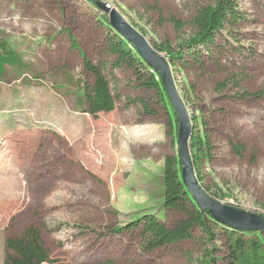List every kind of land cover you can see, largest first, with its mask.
I'll return each instance as SVG.
<instances>
[{
	"label": "rangeland",
	"instance_id": "obj_1",
	"mask_svg": "<svg viewBox=\"0 0 264 264\" xmlns=\"http://www.w3.org/2000/svg\"><path fill=\"white\" fill-rule=\"evenodd\" d=\"M95 1L174 52L192 38L195 11L214 3ZM237 1L246 20L226 25L211 47L194 46L197 58L186 48V62L171 69L197 117L191 139L197 130L210 137L202 184L219 201L264 216V96L242 97L264 89V0ZM101 13L91 0H0V41L25 65L7 67L0 81V264L5 238L28 225L41 230L43 264H200L210 248L197 228L192 239L153 250L140 229L108 230L146 214L172 228L182 215L162 206L164 158L178 154L173 107L132 69L112 68L107 43L116 31ZM86 59L101 66L115 97L114 110L96 118L79 104L92 80ZM230 141L244 146L242 156ZM217 234L214 256L228 264Z\"/></svg>",
	"mask_w": 264,
	"mask_h": 264
},
{
	"label": "trees",
	"instance_id": "obj_2",
	"mask_svg": "<svg viewBox=\"0 0 264 264\" xmlns=\"http://www.w3.org/2000/svg\"><path fill=\"white\" fill-rule=\"evenodd\" d=\"M108 1L112 6H115L113 0ZM101 16L109 23L104 13H101ZM243 20L246 18L239 10L237 0H214L212 5L201 6L195 11L192 18L195 32L189 41L179 45L180 48L177 52L155 43L151 44L157 51L166 52L168 62L173 67L177 62H186L182 57L186 48L190 56L197 58L200 51L196 50L194 46L201 45L204 48L213 46L216 34L226 25L235 27ZM169 22L177 29L182 27L180 21L174 17H170ZM106 25L109 26V29L111 28L110 25ZM107 50L115 56L111 64L112 68L126 67L132 69L139 85L160 91L168 100L158 73L145 64L133 45L115 32L107 43ZM7 67L16 70L25 69L19 55L9 49L4 41H0V81L6 76ZM83 67L92 78L91 83L84 85L83 95L79 100L80 105L85 104L83 112L96 118L99 113L114 110L115 97L101 66L86 59L83 62ZM223 87L224 83L220 85V88ZM263 96L264 89L242 94L243 98L259 99ZM131 101L139 102L143 107H147L143 100L134 99ZM174 118L176 119L175 113ZM192 118L194 123L197 122V117L192 116ZM175 129L177 130V121ZM229 145L236 155L242 156L244 151L242 144L230 141ZM210 147V137L206 131L199 133L197 130L196 135L190 141L191 158L198 181L212 196L202 184L201 177L197 175L203 156L209 152ZM180 169L181 164L178 155H168L164 158L162 206L167 211H174L182 215V218L172 228H168L160 222L155 215L146 214L126 226L108 230L111 233H120L140 229L145 247L148 250H153L157 247L190 240L193 238V230L197 228L205 235L207 245L210 246V248L205 249L204 259L201 260L200 264H217V258L214 255L219 249L215 245V241L220 240L217 234L219 231L221 244L226 250L228 264H264V235L259 232H242L229 228L215 222L208 211L201 212L183 185ZM3 252L2 264H43L45 250L40 228L36 225H28L18 235L6 237L3 242Z\"/></svg>",
	"mask_w": 264,
	"mask_h": 264
},
{
	"label": "water",
	"instance_id": "obj_3",
	"mask_svg": "<svg viewBox=\"0 0 264 264\" xmlns=\"http://www.w3.org/2000/svg\"><path fill=\"white\" fill-rule=\"evenodd\" d=\"M91 1L107 16L110 27L133 45L145 64L158 73L178 122L176 137L181 180L201 212L208 211L215 222L229 228L242 232H259L264 235L263 215L219 201L210 196L198 181L190 153V141L194 129L193 118L178 91L166 56L154 49L146 36L128 23L116 9L108 10L101 1Z\"/></svg>",
	"mask_w": 264,
	"mask_h": 264
},
{
	"label": "bare ground",
	"instance_id": "obj_4",
	"mask_svg": "<svg viewBox=\"0 0 264 264\" xmlns=\"http://www.w3.org/2000/svg\"><path fill=\"white\" fill-rule=\"evenodd\" d=\"M101 2H102V1H101ZM102 3H104V2H102ZM104 6H105V8L108 9V10L116 9V8H114V7H111V6L108 5V4H105V3H104Z\"/></svg>",
	"mask_w": 264,
	"mask_h": 264
}]
</instances>
